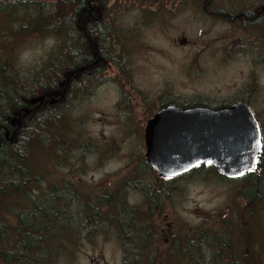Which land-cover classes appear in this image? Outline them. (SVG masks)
<instances>
[{"label": "rangeland", "instance_id": "rangeland-1", "mask_svg": "<svg viewBox=\"0 0 264 264\" xmlns=\"http://www.w3.org/2000/svg\"><path fill=\"white\" fill-rule=\"evenodd\" d=\"M1 1L0 63L11 60L19 72L27 76L44 64L54 41L36 31L14 37L11 33L16 32L18 23L15 20H26L34 15L36 6L28 9L17 2ZM56 1L45 0V3L54 6ZM145 1L107 0V8L98 9L101 14L109 12L103 18L94 14L97 21L91 25L102 24L107 32L109 51L118 54L115 63L105 64L106 68L114 67V70H105L99 84L97 81L90 84L91 91L89 88L73 94L59 112L58 121L66 127L67 143L63 144L66 152L55 154V161H52L38 150L35 172L44 178L43 189L72 183L90 197L109 195L119 187L128 186L125 183L131 181L132 171L146 159V145L140 137L141 130L138 132L136 118V112L140 117L139 111L144 108L142 102L169 83L175 92L191 97L229 96L244 80L242 63L221 64L223 58L219 55V46L222 43L219 42L227 31L226 26L209 25L214 26L212 43L203 38L202 31H207L208 24L195 13L198 8L191 0L187 3L175 0L161 7L159 4L149 6ZM238 2L223 0L227 8ZM219 5L216 1L215 8ZM6 29L8 36H5ZM183 38L189 41L187 47L174 46ZM117 65L124 69V78H119ZM200 69L201 74L198 73ZM142 178L152 181L150 175ZM239 184L229 182L214 170L204 171L187 181H172L173 190L163 202L166 209L156 222L162 232L159 233L156 225L150 227L151 241L156 243L158 253L157 257L154 255V264H180L179 258L168 254V245L164 241L179 213L187 224L185 237L197 234L195 231L201 225L215 228L218 222L228 218L221 214L227 211L233 190ZM147 202L139 192L130 190L131 207ZM110 226L108 222L102 236L82 235L58 264H126L125 242L120 239L117 229ZM174 226L177 228L176 223ZM157 234L161 236L160 243Z\"/></svg>", "mask_w": 264, "mask_h": 264}, {"label": "trees", "instance_id": "trees-1", "mask_svg": "<svg viewBox=\"0 0 264 264\" xmlns=\"http://www.w3.org/2000/svg\"><path fill=\"white\" fill-rule=\"evenodd\" d=\"M166 1L175 0L145 2L161 7ZM191 1L199 10H204L210 2ZM8 2H17L28 9L36 6L34 15L26 20H15L18 24L16 32L11 33L14 37L36 31L58 43L55 42L44 64L27 76L22 75L11 60L0 63V264H58L82 235H104L108 222L125 242L126 264H154L158 253L156 243L151 241L152 225L148 223V219H152L148 214L152 208L139 212L137 207H131L129 192H139L148 201L146 204H157L168 198L173 187L172 182H164L161 188L157 186V178L150 173L146 159L132 171L131 181L125 183L128 186L119 187L109 195L88 197L72 183L43 189L44 178L35 172L38 150L52 161H55V154L66 152L63 145L67 143L66 127L60 125L57 117L68 101L61 105L64 86L79 91L86 89L89 83L84 79L66 80L72 72L79 74V69L84 66L86 60L79 55L80 51L75 55L74 49H70L69 57L56 49V44L70 42L71 35L75 42L86 43L85 33L73 29L84 27L80 12L84 11L86 1L58 0L54 6H48L45 0ZM219 2V11L243 9L242 5L232 8L233 4L227 8L223 0ZM0 3L3 2L0 0ZM64 27L69 31H63ZM4 32L5 36L9 35L7 29ZM60 73H63L62 77ZM41 95L55 97L59 100L58 105L51 106L47 102L43 106L29 105L32 98ZM27 107L33 110L32 114L25 118L20 128H11L10 119L24 115L23 109ZM213 170L225 179L216 168ZM141 175H150L152 181ZM143 212L146 214L142 216Z\"/></svg>", "mask_w": 264, "mask_h": 264}, {"label": "flooded vegetation", "instance_id": "flooded-vegetation-1", "mask_svg": "<svg viewBox=\"0 0 264 264\" xmlns=\"http://www.w3.org/2000/svg\"><path fill=\"white\" fill-rule=\"evenodd\" d=\"M85 1V9L80 12L84 27L73 29L85 33L86 43L75 42V38L71 35L68 38L70 42L56 44V49L60 50L59 52H63L64 55L71 57L70 49H74L75 55L77 51H80L79 55L84 57L83 60H86L84 66L79 69V74L74 75L75 73L72 72L71 77L66 78V80L81 81L84 79V81H89L86 89L82 90V92L88 91L89 88L91 91L90 84L93 81H97L99 84L102 79L101 74L105 70L113 71L114 67L106 68L105 64L115 63L114 60L118 56V54H113L109 51V45L106 41L107 32L102 28V24L90 25L97 21L94 18L95 13L96 15L99 14L100 18H103L109 12L106 11L101 14L98 9L107 8V0ZM180 1L187 3L188 0ZM209 1L204 10L198 9L195 12L200 14L201 20L208 24L207 31H202L203 38L214 43L212 38L214 26L209 25L222 24L227 27L226 33L219 42L222 43L219 46L221 49L219 55L223 58L221 64L233 65L239 62L242 63L241 73L244 80L235 87L234 92L229 94V96L198 95L193 97L175 92L168 82L169 84L152 94L148 100L142 102L144 108L139 111L140 117L138 112H136L138 132L140 130L142 132L140 137L144 145L145 130L149 122L154 120L162 111H167L172 107L181 111H196V115H192L189 118L198 127L203 128L209 124L207 122H209L210 115L213 112L229 109L236 105L245 106H241V109L251 113L259 127L261 152L250 172L238 179L228 180L229 182L240 183L233 190L231 202L227 205V211L224 212V210L221 214L222 216L228 215V218L225 217L222 222H218L215 228L209 229V227L201 225L195 231L197 234L185 237L183 233L187 224L179 213V216L174 219L173 225L168 231L170 232L169 237L164 241L168 245V254L171 257L179 258L180 264H188V261H191L190 264H264V0H239L232 8L242 5V10L232 9L224 11H219L217 7L215 8L216 1L219 0ZM171 2L166 1L164 4H171ZM101 23H106V21ZM75 30L73 33H75ZM63 31L68 32L69 30L64 27ZM227 34L229 35L227 36ZM55 42L58 43L57 41ZM188 45L189 41L187 38H183L174 46L187 47ZM110 48H112L111 45ZM87 59H91V61ZM117 68L119 69V78H124L126 74L122 66ZM126 70L129 71L128 68ZM198 73L201 74L202 69ZM62 75L63 73H60L59 76L62 77ZM75 90L77 91L73 87L64 86L62 94L64 101L61 102V105H64L65 100L72 97ZM196 109H201V111L205 112H197ZM240 118V115L233 114V120L236 121ZM185 119L187 117L182 114L163 116L158 122L156 131L171 129V127L177 126L179 122ZM163 133H159V142H162ZM214 168L216 167L213 165L207 167L201 165L187 174L172 179L160 178V175L151 166L149 170L157 178V186L161 188L164 182H172L174 180L179 182L187 181L195 178L197 174H202L204 171L213 170ZM147 207L152 208L149 209L148 213L149 216H152V219H148V223L156 225V222L163 216L162 211L166 209V204H163V202L157 204L141 203L137 210L139 212L147 211ZM165 215L169 216L168 214ZM174 223H176L177 228ZM156 227L158 228L157 225ZM158 230L159 233L162 232L159 228ZM156 238L160 243V234H157ZM203 242L206 243L203 244ZM194 248H198L197 251ZM203 248H207V250H199Z\"/></svg>", "mask_w": 264, "mask_h": 264}, {"label": "water", "instance_id": "water-1", "mask_svg": "<svg viewBox=\"0 0 264 264\" xmlns=\"http://www.w3.org/2000/svg\"><path fill=\"white\" fill-rule=\"evenodd\" d=\"M46 101L51 106L59 102L55 97L47 98L41 95L32 98L29 105L43 106ZM241 106L244 105L213 112L207 122L209 124L203 128L190 120V116L196 115L194 110L181 111L172 107L162 111L149 122L145 130V158L148 164L162 178L172 179L201 165L215 166L228 180L242 177L253 169L261 152V143L260 130L253 115L241 109ZM32 111L27 107L23 109L24 115L12 117L11 127L20 128L23 120L31 115ZM171 114H182L187 119L171 129L156 131L160 119ZM233 114L240 115L241 118L235 121L232 119ZM160 132H164L162 142L158 141Z\"/></svg>", "mask_w": 264, "mask_h": 264}, {"label": "bare ground", "instance_id": "bare-ground-1", "mask_svg": "<svg viewBox=\"0 0 264 264\" xmlns=\"http://www.w3.org/2000/svg\"><path fill=\"white\" fill-rule=\"evenodd\" d=\"M38 106H39V105H38ZM24 120H25V119H24ZM24 120H23V122H24ZM22 125H23V123H22ZM16 128H18V127H16ZM8 134H9V133H7V137H8ZM14 134H15V133H14ZM14 134H13V135H14ZM12 137H13V136H12ZM13 138H14V137H13ZM11 141H12V138H11Z\"/></svg>", "mask_w": 264, "mask_h": 264}]
</instances>
